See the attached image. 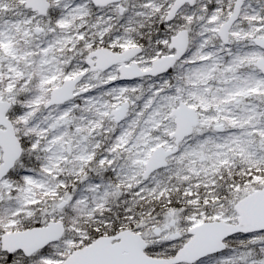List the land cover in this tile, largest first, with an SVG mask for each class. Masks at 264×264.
<instances>
[{
	"label": "snow or ice",
	"instance_id": "6c2138e0",
	"mask_svg": "<svg viewBox=\"0 0 264 264\" xmlns=\"http://www.w3.org/2000/svg\"><path fill=\"white\" fill-rule=\"evenodd\" d=\"M0 264H264V0H0Z\"/></svg>",
	"mask_w": 264,
	"mask_h": 264
}]
</instances>
